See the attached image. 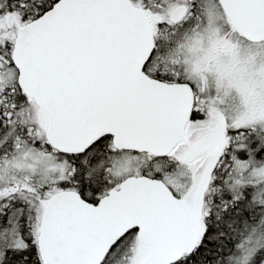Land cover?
Segmentation results:
<instances>
[{"label": "snow or ice", "instance_id": "obj_1", "mask_svg": "<svg viewBox=\"0 0 264 264\" xmlns=\"http://www.w3.org/2000/svg\"><path fill=\"white\" fill-rule=\"evenodd\" d=\"M0 264H264V0H0Z\"/></svg>", "mask_w": 264, "mask_h": 264}]
</instances>
